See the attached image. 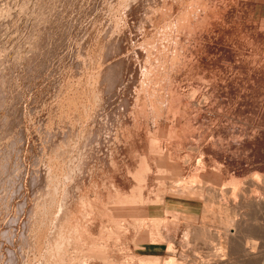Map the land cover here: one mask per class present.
I'll use <instances>...</instances> for the list:
<instances>
[{
  "label": "rangeland",
  "instance_id": "rangeland-1",
  "mask_svg": "<svg viewBox=\"0 0 264 264\" xmlns=\"http://www.w3.org/2000/svg\"><path fill=\"white\" fill-rule=\"evenodd\" d=\"M167 1L0 0V264H49L72 201L57 263L264 264V0ZM175 39L209 68L177 70ZM173 92L196 96L180 117Z\"/></svg>",
  "mask_w": 264,
  "mask_h": 264
},
{
  "label": "bare ground",
  "instance_id": "bare-ground-1",
  "mask_svg": "<svg viewBox=\"0 0 264 264\" xmlns=\"http://www.w3.org/2000/svg\"><path fill=\"white\" fill-rule=\"evenodd\" d=\"M169 1H170V0H168L167 2L170 4L171 2H169ZM218 1H219V0H218ZM202 2H203V1H202ZM205 2H206V1H205ZM219 2H220V1H219ZM172 3H174V2L172 1ZM197 3H198V2H197ZM197 3H196V5H197ZM199 3H200V1H199ZM199 3H198V4H199ZM166 4H167V3H166ZM176 4H177V3H176ZM205 4H206V3H205ZM205 4H204V5H205ZM218 4H219V3H218ZM218 4H217V5H218ZM170 5H172V4H170ZM192 5H194V4H192ZM208 5H209V4H208ZM199 6H200V5H199ZM199 6H198V7H199ZM218 6H219V5H218ZM166 7H167V6H166ZM173 7H174V6H173ZM173 7H172V8H173ZM219 7H220V6H219ZM170 8H171V7H170ZM172 8H171V9H172ZM187 8H188V7H187ZM173 9H174V8H173ZM173 9H172V10H173ZM188 9H189V8H188ZM190 9H191V8H190ZM199 9H200V8H199ZM210 9H211V8H210ZM218 9H220V8H218ZM174 10H175V9H174ZM192 10H193V9H192ZM195 10H196V8H195ZM164 11H165V10H164ZM177 11H178V10H177ZM213 11H214V9H213ZM170 12H171V11H170ZM187 12H188V11H187ZM195 12H196V11H195ZM219 12H220V11H219ZM219 12H218V14H219ZM171 13H172V12H171ZM178 13H180V12L178 11ZM184 13H186V11H185ZM193 13H194V11H193ZM197 13H198V11H197ZM206 13H207V12H206ZM216 13H217V12H216ZM169 14H170V13H169ZM172 14L176 15L175 13H172ZM187 14H188V13H187ZM189 14H190V11H189ZM194 14H195V13H194ZM210 14H211V13H210ZM182 15H183V13H182ZM185 15H186V14H185ZM191 15H192V14H191ZM195 15H196V14H195ZM219 15H220V14H219ZM189 16H190V15H189ZM189 16H185V17H189ZM198 16H199V15H198ZM203 16H204V15H203ZM120 17H121V16H120ZM183 17H184V15H183L181 18H183ZM185 17H184V18H185ZM190 17H192V16H190ZM167 18H168V17H167ZM176 18H177V15H176ZM176 18H175V19H176ZM179 18H180V17H179ZM179 18H177V19H179ZM184 18H183V19H184ZM197 18H199V17H197ZM202 18H203V17H202ZM208 18H209V17H208ZM160 19H161V18H160ZM183 19H179V20H182V21H183ZM194 19H195V18H194ZM194 19L191 18L187 23H184V24L182 25V26H183V30L186 29V30H188L189 32H191V31L193 32L194 30L197 31L196 29H199V28L201 27V24H200V18H199V19H195V20H194ZM162 20H163V19H162ZM179 20H178V21H179ZM185 20H187V19H185ZM173 21H175V20H173ZM176 21H177V20H176ZM176 21L173 22V23H175V24L178 23V24H179V22H178V21L176 22ZM182 21H180V23H182ZM169 22H170V21H169ZM184 22H185V21H184ZM167 23H168V22H167ZM167 23H166V24H167ZM170 23H172V22H170ZM218 23H219V22H218ZM175 24H174V25H175ZM178 24H177V25H178ZM219 24H221V23H219ZM177 25H175V26H177ZM180 25H181V24H180ZM180 25H179V26H180ZM169 26H170V24H169ZM172 26H173V25H172ZM179 26H177V27H179ZM164 27H165V26H164ZM173 27H174V26H173ZM224 27H225V26H224ZM170 28H172V27L170 26ZM175 28H176V27H175ZM180 28H182V27H180ZM215 28H216V27H215ZM217 28H218V27H217ZM217 28H216V29H217ZM220 28H221V27H220ZM222 28H223V27H222ZM222 28L220 29V31L222 30ZM225 28H226V27H225ZM218 29H219V28H218ZM227 29H228V28H227ZM229 29H230V28H229ZM169 30H170V29L168 28V32L170 33ZM172 30H173V32H175L177 29H176V30H175V29H172ZM174 30H175V31H174ZM164 31H165V30H163L162 32L164 33ZM195 31H194V33H195ZM217 31H218V30H217ZM223 31H224V30H223ZM223 31H222V32H223ZM231 31H232V30H231ZM231 31H230V32H231ZM171 32H172V31H171ZM185 32H187V31H185ZM185 32H184V34H185ZM225 32H227V31H225ZM225 32H224V33H225ZM232 32H233V31H232ZM165 33H166V32H165ZM165 33H164V34H165ZM181 33H182V32H181ZM220 33H221V32H220ZM171 34H172V33H171ZM186 34H187V33H186ZM228 34H229V33H228ZM168 35H169V34H168ZM174 35H175V34H174ZM174 35H173V36H174ZM179 35H181V34H180V30H179ZM158 36H159V35H158ZM161 36H162V35H160V37H161ZM164 36L166 37L167 34L164 35ZM170 36H172V35H170ZM182 36H183V35H182ZM184 36H186V35H184ZM160 37H159V38H160ZM162 37H163V36H162ZM162 37H161V38H162ZM189 37H191V34L189 35ZM166 38H168V37H166ZM175 38H176V37H175ZM177 38H178V37H177ZM185 38H186V37H185ZM191 38H192V37H191ZM163 39H164V38H163ZM178 39H181V38L179 37ZM186 39H187V38H186ZM196 39H197V38H196ZM159 40H160V39H159ZM171 40H172V39H171ZM188 40H189V43H190V40H191V39H188ZM188 40H186V41H188ZM167 41H168V39H167ZM175 41H177V40L175 39ZM192 41H194V40L192 39ZM250 41H251V40H250ZM252 41H253V40H252ZM170 42H171V41H170ZM177 42H178L177 44H179V45L177 46L178 48H177V50L174 49V51L176 52V56H177V54H181V55H183V56L180 55L181 57H178V56H177V57L180 59L179 62H177V63H179V64H177V68H176L177 70L180 69L181 71L185 70L186 72H189V73L192 72V73H193V72H199V71L203 70L204 68H206L207 66H208L207 68H209V65H207V64L204 63V62H201L200 65H196V63L194 62L195 54H194V55H193V54H190V55H188V56L185 55L184 48L186 47L187 44H186V45H184L183 43L180 44L181 41H177ZM184 42H185V41H184ZM187 43H188V42H187ZM248 43H249V42H248ZM251 43H252V42H251ZM167 44H169V42H168ZM192 44H194V42H193ZM169 45H170V44H169ZM172 45L174 46V44H172ZM156 46H157V44H156ZM170 46H171V45H170ZM195 46H196V44H195ZM259 46H260V45H259ZM166 47H167V46L165 45V47H164L165 51H166ZM154 48H158V47H154ZM167 48H169V46H168ZM182 48H183V49H182ZM261 48H263V47L261 46ZM162 49H163V48H162ZM179 49H180L181 52H183V53H181V52L179 51ZM252 49H253V48H252ZM254 49H256V48H254ZM154 50H155V49H154ZM154 50H153V51H154ZM197 50H198V49H197ZM259 50H260V49H259ZM156 51H157V50H156ZM159 51H160V50H159ZM159 51H158V52H159ZM169 51H170V50H169ZM171 51H172V50H171ZM253 51H254V52H253ZM253 51H252V52H253V53H252L251 50H250V54L253 55V54H256V53H257L256 50H253ZM261 51H262V50H261ZM263 51H264V50H263ZM154 52H155V51H154ZM163 52H164V51H163ZM175 52H173L172 54H174ZM160 53L162 54V52H160ZM160 53H159V54H160ZM170 53H171V52H170ZM197 53H198V52H197ZM259 53H260V51H259ZM161 54H160V55H161ZM163 54H166V53H163ZM198 54H199V53H198ZM203 54L205 55V52H204ZM247 54H248V52H247ZM86 55H87V54H86ZM157 55H158V54H157ZM157 55L155 54V56H157ZM160 55H159V56H160ZM263 55H264V52H263ZM155 56H154V57H155ZM165 56H167V55H165ZM168 56H169V55H168ZM168 56H167V57H168ZM171 56H172V55H171ZM173 56H174V55H173ZM176 56H175V58H176ZM202 56H203V55H202ZM249 56H250V55H249ZM148 57H149V56H148ZM151 57H152V56H151ZM169 57H170V56H169ZM169 57H168V59H169ZM209 57H210V56H209ZM218 57H219V56H218ZM149 58H150V57H149ZM159 58H161V56H160ZM202 58H203V57H202ZM204 58H205V57H204ZM207 58H208V57H207ZM154 59H155V58H152V60H154ZM171 59H172V58H171ZM196 59H197V58H196ZM205 59H206V58H205ZM208 59H209V58H208ZM150 60H151V59H150ZM162 60H163V58H162ZM164 60H165V57H164ZM174 60H175V59H174ZM174 60H172V62H174ZM201 60H202V59H201ZM253 60H254V59H253ZM160 61H161V59H160ZM166 61H169V62H170V60H167V58H166ZM251 61H252V60H251ZM148 62H149V61H148ZM151 62H153V61H151ZM172 62H170V64H172ZM146 63H147V60H146ZM155 63H156V62H155ZM155 63H154V65H155ZM157 63H158V61H157ZM159 63H162V65H163V62H159ZM159 63H158V64H159ZM164 63H166V62L164 61ZM147 64H148V63H147ZM152 64H153V63H152ZM158 64H157V65H158ZM173 64H174V63H173ZM175 64H176V61H175ZM89 65H90V64H89ZM148 65H149V64H148ZM159 66H160V65H159ZM164 66H166V65L164 64ZM255 66H256V64H255ZM155 67H156V66H155ZM155 67H154V69H155ZM167 67H168V63H167ZM144 68H145V67H144ZM168 68H169V67H168ZM254 68H255V67H254ZM145 69H146V68H145ZM158 69H159V68H158ZM161 69H163V68H161ZM100 72H101V71H100ZM150 72H151V71H150ZM159 72H161V71H159ZM163 72H165V71L163 70ZM208 73H209V72H208ZM251 73H252V72H251ZM153 74H155V73H153ZM159 74H163V75H164L165 73H159ZM185 74H186V73H185ZM205 74H206V73H205ZM89 75H90V74H89ZM201 75H202V74H201ZM208 75H209V74H208ZM149 76H150V75H149ZM155 76H156V75H155ZM159 76H160V75H159ZM160 77H161V76H160ZM231 77H232V76H231ZM157 78L159 79V77H157ZM184 79H185V78H184ZM207 79H208V78H207ZM155 81H156V77H155ZM159 81H160V79H159ZM182 81H183V80H182ZM210 81H211V80H210ZM203 82H205V81H203ZM1 84H2V83H1ZM159 84H161V83H159ZM207 84H209V83L207 82ZM218 84H219V83H218ZM165 85H166V84H165ZM209 85H210V84H209ZM209 85H208V86H209ZM154 86H157V85H154ZM159 87H160V86H159ZM210 87H211V86H210ZM157 88H158V86H157ZM157 88H156V89H157ZM153 89H154V88H153ZM158 90H159V89H158ZM172 90H174V89H172ZM153 91H154V90H153ZM156 91H157V90H156ZM156 91H155V92H156ZM249 91H250V90H249ZM155 92H154V94H155ZM214 92H215V91H214V88H211V90H210V88H209V89L203 94V98H204L205 100L203 99L204 101L200 103V107L202 106L203 108H204V107H205V108H208V105H209L208 102H209V100H211L212 97L215 98V96H216V95H214ZM152 93H153V92H152ZM157 93H159V92H157ZM159 94H160V93H159ZM190 94H191V93H190ZM190 94H188V93L185 94V93H182V92H173V93H170V94H169V95H170V101L166 104L165 109H167V110L171 113V117L174 116V115H175V117H176V113H177V116H179V117L181 116V115H180V110H182V107H181V105H182V103H181V99H182V97L185 98L186 95H187L188 97H191V98H195V97H196V96L193 97V95H190ZM193 94H194V93H193ZM151 95H153V94H151ZM151 95H150V96H151ZM161 95H163V94H161ZM161 95H160V96H161ZM213 95H214V96H213ZM211 96H212V97H211ZM151 97H153V96H151ZM155 97H157V96H155ZM163 97H164V96H163ZM167 98H168V97H167ZM150 99H151V98H150ZM186 99H187V98H186ZM193 100H194V99H192V101H193ZM200 100H201V99H200ZM154 101H155V98H154ZM152 102H153V101H152ZM194 102H196V100H194ZM197 102H200V101H197ZM156 103H158V102H156ZM156 103L153 102L154 105H155ZM80 104H81V103H80ZM198 104H199V103H198ZM156 105H157V104H156ZM156 105H155V106H156ZM160 105H161V104H160ZM236 105H237V104H236ZM84 106H85V105H84ZM157 106H159V105H157ZM157 106H156V107H157ZM153 107H154V106H153ZM153 110H154V109H153ZM158 110H159V109H158ZM158 110H157V111H158ZM157 111H154V112H157ZM156 115H157V114H156ZM173 118H174V117H173ZM173 118H172V119H173ZM157 119H159V118H157ZM166 119H167V118H166ZM100 124H101V123H100ZM199 129H200V128H199ZM83 132H84V131H83ZM156 133L159 134L157 129H156ZM154 135H155V134H154ZM134 136H135V135H134ZM251 137H252V136H251ZM148 138H149V137H148ZM136 142H137V141H136ZM172 142H173V141H171V143H172ZM168 143L170 144V142H168ZM178 143H179V142H178ZM197 143H198V142H197ZM249 143H250V142H249ZM161 144H163V143H161ZM247 144H248V142H247ZM253 144H254V142H253ZM175 145H176V144H175ZM254 145H255V144H254ZM162 146H163V145H162ZM203 146H204V145H203ZM136 147H137V146H136ZM148 147H149V146H148ZM251 147H253V146H251ZM62 148H63V147H62ZM60 149H61V148H60ZM247 149H248V148H247ZM63 150H64V149H63ZM147 150H149V148H148ZM171 151H172V150H171ZM146 152H147V151H146ZM141 153H143V152H141ZM246 153H247V152H246ZM143 154H145V153H143ZM148 154H150V153H148ZM170 154H171V153H170ZM242 154H243V153H242ZM146 155H147V154H146ZM171 155H172V154H171ZM114 157H115V156H114ZM137 157H138V156H137ZM146 157H147V156H146ZM221 157H222V156H221ZM147 158H149V157H147ZM153 158H154V157H153ZM156 158H157V157H156ZM138 159H139V158H138ZM155 160H156V159H155ZM155 160H153V161H155ZM172 160H173V159H172ZM241 160H242V159H241ZM138 161H139V160H138ZM136 162H137V161H136ZM145 162H147V161H145ZM149 162H150V161H149ZM151 162H152V160H151ZM151 162H150V166L152 167L151 164L154 163V162H152V163H151ZM155 162H156V161H155ZM240 164H241V163H240ZM134 165H136V164H134ZM154 165H155V164H154ZM238 165H239V164H238ZM236 166H237V164H236ZM124 167H125V166H124ZM72 168H74V167H72ZM161 168H163V167H160L159 164L156 165V169H157V171H159V172H160V170L162 171L163 169L167 170L166 168H163V169H161ZM76 169H77V168H76ZM239 169H240V168H239ZM242 170H243V169H242ZM206 171H207V170H206ZM251 171H252V170H251ZM72 172H73V171H72ZM238 172H239V171H238ZM241 172H242V171H241ZM241 172L239 173L240 176H241ZM161 173H163V172H161ZM164 173H166V172L164 171ZM255 173H256V172H255ZM70 174H71V173L69 172L68 175H70ZM72 174H73V173H72ZM72 174H71V175H72ZM159 174H160V173H159ZM245 175H246V174H245ZM254 175H256V174H254ZM254 175H252V176L254 177ZM260 175H262V174H260ZM192 176H193V175H192ZM199 176H200V175H199ZM247 176H248V175H247ZM252 176H250L249 179H252V178H253ZM257 176H258V174H257ZM257 176H256V177H257ZM262 176H263V175H262ZM68 177H69V176H68ZM149 177H150V176H149ZM194 177L196 178V175H195ZM233 177H234V175H233ZM238 177H239V175H238ZM251 177H252V178H251ZM69 178H70V177H69ZM190 178H191V177H190ZM199 178H200V177H199ZM228 178H229V177H228ZM231 178H232V177H231ZM239 178H240V177H239ZM246 178H247V177H246ZM257 178H259V177H257ZM257 178H256V179H257ZM263 178H264V177H263ZM263 178H262V179H263ZM71 179H72V178H71ZM149 179H150V178H149ZM151 179H152V177H151ZM184 179H185V178H184ZM262 179H261V180H262ZM65 180H66V179H65ZM112 180H113V179H112ZM180 180H181V179H180ZM226 180H227V177H226ZM232 180H233V178H232ZM232 180H231V181H232ZM258 180H259V179H258ZM261 180H260V181H261ZM256 181H257V180H256ZM117 182H118V181H117ZM178 182H179V181H178ZM195 182H196V180H195ZM237 182H238V181H237ZM161 183H162V182H161ZM180 183H181V182H180ZM180 183H178V184H180ZM239 183H241V182H240V179H239ZM243 183H248V182H247V181H246V182L244 181ZM250 183H251V182H250ZM259 183H260V182H259ZM187 184H188V183H187ZM252 184H253V183H252ZM255 184H256V183H255ZM77 185H78V184H77ZM117 185H118V184H117ZM135 185H136V184H135ZM159 185H160V184H159ZM161 185H162V184H161ZM190 185H191V184H190ZM195 185H196V183H195ZM238 185H239V184H238ZM238 185H237V186H238ZM248 185H250V184H248ZM256 185H257V184H256ZM262 185H263V184H262ZM122 186H123V185H122ZM144 186H145V185H144ZM227 186H228V185H227ZM250 186L252 187V185H250ZM253 186H255V185H253ZM263 186H264V185H263ZM263 186H261V187H263ZM160 187H161V186H160ZM163 187H164V186H163ZM239 187H240V186H239ZM259 187H260V186H259ZM259 187H258V188H259ZM78 188H80V187H78ZM119 188H121V187H119ZM164 188H165V187H164ZM240 188H242V184H241V187H240ZM253 188H254V187H253ZM116 189H117V188H116ZM237 189H238V188H237ZM207 190H209V188H208ZM234 190H235V188H234ZM240 190H241V189H240ZM240 190H239V191H240ZM242 190H243V189H242ZM252 190H253V189H252ZM256 190H257V189H256ZM258 190L260 191L261 189H258ZM194 191H195V190H194ZM226 191H227V190H226ZM67 192H68V190H67ZM123 192H125V191H123ZM244 192H245V191H244ZM263 192H264V191H263ZM199 193H200V192H199ZM209 193H210V192H209ZM213 193H214V192H213ZM236 193H237V192H236ZM236 193L234 192L235 195H236ZM242 193H243V191H242ZM245 193H246V192H245ZM248 193H249V192H248ZM253 193H254V192H253ZM260 193H262V191H261ZM66 194H67V193H66ZM69 194H70V193L68 192V195H69ZM234 194H233V195H234ZM250 194L252 195V193H250ZM250 194H248L249 199H250V196H249ZM54 195H55V194H54ZM68 195H67V197H68ZM133 195H135V194H133ZM154 195L156 196V194H154ZM154 195H153V196H154ZM171 195H172V194H171ZM176 195H177V194H176ZM186 195H187V193H186ZM202 195H203V194H202ZM233 195H232V196H233ZM238 195H239V194H238ZM238 195H236V196H238ZM245 195H246V194H245ZM253 195H254V194H253ZM257 195H258V192H257V194L254 195V196L257 197ZM259 195H260V194H259ZM261 195H262V194H261ZM94 196L96 197V195H94ZM99 196H100V195H98L97 198H98ZM136 196H137V195H136ZM246 196H247V195H246ZM246 196H244V197H246ZM50 197H52V196H50ZM50 197H49V198H50ZM88 197H89V196H88ZM137 197H138V196H137ZM156 197H157V196H156ZM156 197H155V198H156ZM162 197H163V196H162ZM234 197H235V196H234ZM262 197H264V195H263ZM55 198H56V197H55ZM58 198H59V197H58ZM63 198H64V197H63ZM81 198H85V196L82 195ZM97 198H96V199H97ZM165 198H166V197H165ZM236 198H237V197H236ZM242 198H243V197H242ZM259 198H261V197H259ZM79 199H80V197H79ZM96 199L93 197V200H92V201L95 202L94 200H96ZM98 199H99V198H98ZM249 199H248V200H249ZM256 199H257V198H256ZM261 199H262V198H261ZM54 200H55V199H54ZM66 200H67V199H66ZM81 200H82V199H81ZM89 200H90V199H89ZM109 200H110V199H109ZM149 200H151V199H149ZM234 200H236V199L234 198ZM259 200H260V199H259ZM259 200H258V201H259ZM62 201L64 202L65 199L62 200ZM62 201H61V204H63ZM83 201H86V200H83ZM87 201H88V200H87ZM98 201H99V200H98ZM98 201H97V202H98ZM224 201H225V199H224ZM237 201H238V200H237ZM243 201H244V200H243ZM251 201H252V198H251ZM256 201H257V200H256ZM262 201H263V200H262ZM50 202H51V201H50ZM66 202H67V201H65V203H66ZM79 202H80V200H79ZM89 202H90V201H89ZM97 202H95L94 205H96ZM101 202H102V200H101ZM101 202H100V203H101ZM148 202H149V201H148ZM152 202H153V201H151V203H152ZM245 202H246V201H245ZM55 203H56V202H55ZM70 203H71V201H70ZM72 203H73V201H72ZM72 203L70 204L71 206H68V205H69V204H68L67 206L63 205V206H65L64 208H60V210L62 211L63 214H62V216H61V214L59 215V217H60L59 222L56 221V222H58V224H57V225L54 224V225L57 226V228H56V230L54 229L55 227L53 228L54 230L52 229V231H53V233H54V234H52V235H53L55 238L51 235V236L53 237V238L51 237V239H53V240L55 239V241H54L53 245L50 244V246L52 245V249H50V251H49V249H48V251L50 252L49 254H50L51 256H52V255H54V256L58 255V254L61 252V251H58V250H60V248H61L62 246L64 247V244H63V243H65L64 241H65L66 239H65L64 241H63V239L65 238L64 235H65L66 231H64V230H65V229H64L63 231H64L65 233L63 234V231H62V229H63V228H62V227H63V222H64V223H68V224H67V228H68V230L66 229L67 231H69L70 228H73V225H74V224L76 225V223H74V224L72 225V227H71V225L69 224V223H71V220L74 219V218H72V215L74 216V215H75L74 213H76V212L73 213V208H74L73 205H74V204L72 205ZM86 203H87V202H86ZM90 203H91V202H90ZM90 203H88V205H89ZM138 203H139V202H138ZM153 203H154V202H153ZM208 203L211 204L210 201H209ZM237 203H238V202H237ZM249 203H250V201H249ZM249 203H248V204H249ZM79 204H80V203H79ZM79 204H78V205H79ZM83 204H84V203H83ZM83 204H82V202H81V207H82ZM92 204H93V203H91L90 206H92ZM98 204H99V202H98ZM234 204H236V203H234ZM238 204H239V203H238ZM244 204H245V203H244ZM75 205H76V204H75ZM75 205H74V206H75ZM84 205H85V204H84ZM84 205H83V206H84ZM99 205H101V204H99ZM255 205H256V204H255ZM86 206H87V205H86ZM86 206H84V208H85ZM90 206H89V207H90ZM210 206H211V205H210ZM237 206H238V205H237ZM249 206H250V205H249ZM79 207H80V205H79ZM95 207H96V206H95ZM98 207H99V206H98ZM211 207H213V206H211ZM233 207H234V206H233ZM241 207H242V206H241ZM241 207H240V208H241ZM90 208L93 209V207H90ZM96 208H97V207H96ZM225 208H226V207H225ZM260 208H261V207L259 206V209H260ZM75 209H76V206H75ZM77 209H79V208L77 207ZM86 209H87V208H86ZM86 209H85V210H86ZM206 209H207V208H206ZM209 209H211V208H209ZM213 209H214V208H213ZM227 209H230V208L227 207ZM247 209H248V208H247ZM80 210H81V209H80ZM97 210H98V212H99V209H97ZM100 210H102V207L100 208ZM105 210H107V208H106ZM105 210H104V211H105ZM236 210H237V209H236ZM236 210H235V211H236ZM76 211H79V210H76ZM83 211H84V210H83ZM93 211H94V210H93ZM93 211H92V212H93ZM95 211H96V209H95ZM207 211H208V210H207ZM210 211H211V210H210ZM219 211H220V210H219ZM86 212H87V211H86ZM100 212H101V211H100ZM212 212H213V211H212ZM236 212H237V211H236ZM78 213H79V212H78ZM81 213L83 214V212H81ZM81 213H79V214H77V215L80 216ZM95 213H96V212H95ZM48 214H49V213H48ZM48 214H47V215H48ZM56 214H57V213H56ZM97 214H98V213H97ZM104 214H105V216H106V214H107L108 216H111V215L113 216L112 210L110 211L109 209H108V210L106 211V213H104ZM77 215L75 216V218L77 217ZM55 216H56V215H55ZM82 216H83V215H82ZM85 216H86V215H85ZM85 216H83V218H84ZM213 216H214V214H213ZM234 216H235V215H234ZM211 217H212V216H211ZM227 217H229V216L227 215ZM79 218H80V217H79ZM204 218H206V217H204ZM215 218H217V217H215ZM235 218H236V217H235ZM208 219H209V218H208ZM225 219H228V218H225ZM65 220H66L67 222H66ZM76 220H78V218H77ZM86 220H87V218H86ZM86 220H84V221H86ZM232 220H233V219H232ZM54 221H55V220H54ZM84 221H83V222H84ZM151 221H152V220H151ZM229 221H230V220H229ZM235 221H236V220H235ZM56 222H55V223H56ZM75 222H76V221H75ZM81 222H82L81 220H80V223H79V221H77V226H79V225H83V224H81ZM88 222H89V221H88ZM131 222H133V220H131ZM152 222L154 223V224H153V225H154L153 227H155V226H156V220H153ZM212 222H213V221H212ZM217 222H218V221H217ZM53 223H54V222H53ZM72 223H73V222H72ZM72 223H71V224H72ZM86 223H87V221H86ZM86 223H84V224H86ZM143 223H144V222H143ZM171 223H172V222H171ZM223 223H224V222H223ZM231 223H232V222H230V225H229V222H225V224H224V228L227 229L228 225H229V228H230V227H231ZM50 224H51V223H50ZM124 224H125V223H124ZM165 224H166V223H165ZM175 224H176V223H175ZM233 224H234V220H233ZM64 225H65V224H64ZM75 225H74V226H75ZM87 225H88V224H87ZM114 225H115V224H114ZM128 225H129V224H128ZM128 225H127V227H128ZM170 225H171V224H170ZM173 225H174V223H173ZM84 226H86V225H83V227H84ZM133 226H134V225H133ZM144 226H145V224H144ZM69 227H70V228H69ZM75 227H76V226H75ZM75 227H74V228H75ZM83 227H82V228H83ZM106 227H107V226H106ZM106 227H105V228H106ZM125 227H126V226H125ZM142 227H143V226H141V228H142ZM171 227H172V226H171ZM171 227H170V228H171ZM175 227H176V226H175ZM186 227H188V226H186ZM84 228H85V227H84ZM87 228H88V227H87ZM87 228H86V229H87ZM109 228H110V227H109ZM112 228H113V227H112ZM128 228H129V227H128ZM132 228H133V227H132ZM132 228L130 227V229H132ZM163 228H164V227H163ZM166 228H167V227H165L164 229H165V230H168V229H166ZM172 228H173V227H172ZM172 228H171V229H172ZM77 229H78V228H77ZM79 229H80V227H79ZM89 229H90V228H89ZM151 229H152V228H151ZM164 229H163V230H164ZM205 229H206V228H205ZM74 230L76 231V229H74ZM80 230H81V229H80ZM87 230H88V229H87ZM133 230H134V229H133ZM141 230H142V229H141ZM156 230H157V229H156ZM190 230H191V229H190ZM193 230H194V229H193ZM70 231H71V230H70ZM75 231H74V232H75ZM82 231H83V229H82ZM152 231H153V230H151L150 233H151ZM154 231H155V230H154ZM168 231H169V230H168ZM201 231H202V230H201ZM71 232H73V231H71ZM78 232H79V230H78ZM80 232H81V231H80ZM83 232H84V231H83ZM135 232H136V230H135ZM156 232H158V230H157ZM156 232H153L152 235H154V233H156ZM159 232H160V231H159ZM159 232H158L157 234H159ZM169 232H171V231H169ZM51 233H52V232H51ZM69 233H70V232H69ZM81 233H82V232H81ZM85 233H89V231L86 232V230H85ZM164 233H165V232H164ZM167 233H168V232H167ZM188 233H189V232L186 231V232H185L186 235L183 234V235H184V238L187 239V237H185V236H188V235L190 234V233H189V234H188ZM198 233H199V232H198ZM202 233H203V232H202ZM62 234H63V235H62ZM72 234H73V233H72ZM82 234H83V233H82ZM135 234H136V233H135ZM165 234H166V233H165ZM230 234H231V233H230ZM68 235H69V234H67V236H68ZM70 235H71V234H70ZM87 235H88V234H87ZM136 235H137V234H136ZM136 235H135V236H136ZM152 235H151V238H153ZM161 235H162V234H161ZM163 235H164V234H163ZM166 235H167V234H166ZM169 235H170V234H169ZM200 235H202V234H199L198 236L200 237ZM226 235H228L227 232H226ZM236 235H237V234H236ZM63 236H64V237H63ZM67 236H66V237H67ZM85 236H86V235H85ZM172 236H173V235H172ZM174 236H175V235H174ZM190 236H191V234L189 235V237H190ZM204 236H205V235H204ZM204 236H203V237H204ZM230 236H231V235H230ZM81 237H82V236H81ZM156 237H158V236L156 235ZM156 237H155V239L158 241V239H157ZM160 237H161V236H159V238H160ZM169 237H171V236H169ZM201 237H202V236H201ZM205 237H206V236H205ZM71 238H72V237H71ZM71 238L69 237V239H71ZM162 238H163V236L161 237V239H162ZM167 238H168V237H167ZM167 238H166V239H167ZM194 238H197V236L194 237ZM194 238H193V239H194ZM213 238H214V237H213ZM49 239H50V238H49ZM69 239L67 238V240H69ZM186 239H185V240H186ZM189 239H190V238H189ZM197 239H198V238H197ZM201 239H202V238H201ZM53 240H52V241H53ZM71 240H72V239H71ZM151 240H153V239H151ZM163 240H164V239H163ZM171 240H172V239H171ZM190 240H191V239H190ZM190 240H189V242H190ZM88 241H89V240H88ZM157 241H155V242H157ZM165 241H166V240H165ZM183 241H184V240H183ZM187 241H188V239H187ZM187 241H186V242H187ZM191 241H192V240H191ZM193 241H194V240H193ZM205 241H206V240H205ZM92 242H93V241H92ZM151 242H152V241H151ZM159 242H160V241H159ZM186 242H184V244H185ZM189 242H187V244H186L187 246H188ZM224 242H225V241H224ZM226 242H227V241H226ZM209 243H210V242H209ZM232 243H233V242H232ZM76 244H77V243H76ZM224 244H225V243H224ZM224 244H223V245H224ZM253 244H254V243H253ZM186 245H185V246H186ZM208 246H209V245H208ZM252 246H253V245H252ZM256 246H257V245H256ZM246 247H247V246H246ZM253 247H255V246H253ZM47 248H48V247H47ZM50 248H51V247H50ZM223 248H224V247H223ZM225 248H226V247H225ZM256 248H257V247H256ZM256 248H255V249H256ZM53 249L57 250V253H58V254L55 255V254H54L55 251H54V253H53ZM62 249H63V248H62ZM247 249H248V248H247ZM220 250H221V249H220ZM249 250H250V249H249ZM48 251H47V252H48ZM251 251H252V250H251ZM49 254H48V256H49L50 258L47 257V254H46L45 257H47L48 259H50V262H51V263H52V262H55V264H56V263H57V262H56L57 259L55 260V259L51 258V256H50ZM59 255H60V254H59ZM134 255H135V254H134ZM62 256L64 257L63 254H62ZM127 256H128V255H127ZM59 257H61V256H59ZM59 257H58V259H59ZM63 257H61V258H63ZM131 257H132V258H135V256H134V257L131 256ZM142 257H143V256H142ZM152 257H153V256H152ZM159 257H160V256H159ZM159 257H158L157 259H160ZM61 258H60V259H61ZM70 258H71V256H70ZM117 258H118V257H117ZM117 258H116V259H117ZM121 258H122V257H121ZM127 258H128V257H127ZM137 258H138V254H137ZM52 259H53V261H52ZM90 259L93 260V258H90ZM116 259H115V260H116ZM119 259H120V258H119ZM129 259H130V258H129ZM129 259H127V260L129 261ZM154 259H155V258H154ZM166 259H167V258H166ZM54 260H55V261H54ZM84 260H86V259H84ZM87 260H88V259H87ZM131 260H132V262H133V259H131ZM134 260H135V259H134ZM167 260H168V259H167ZM47 261H48V260H47ZM58 261L61 262V260H58ZM62 261H63V260H62ZM95 261H96V260H95ZM50 262H49V264H50ZM60 262H58L57 264H61ZM63 262H65V261H63ZM63 262H62V264H63ZM83 262H84V261H83ZM88 262H89V261H87L86 264H88ZM115 262H116V261H115ZM134 262H135V261H134ZM130 263H131V262H130ZM43 264H48V263H46V262L44 261ZM81 264H82V263H81ZM146 264H147V263H146Z\"/></svg>",
  "mask_w": 264,
  "mask_h": 264
}]
</instances>
